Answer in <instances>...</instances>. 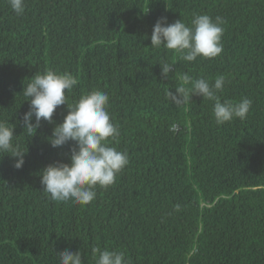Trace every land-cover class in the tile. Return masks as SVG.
Instances as JSON below:
<instances>
[{"label":"trees","instance_id":"1","mask_svg":"<svg viewBox=\"0 0 264 264\" xmlns=\"http://www.w3.org/2000/svg\"><path fill=\"white\" fill-rule=\"evenodd\" d=\"M25 2L17 15L0 0V120L16 125L13 143L28 150L20 169L0 153V264H59L58 252L69 249L95 264L93 247L123 251L130 264H264V0ZM196 14L225 22L217 57L186 62L151 46L160 17L189 24ZM161 60L175 63L168 79ZM47 69L77 78L65 90L69 104L108 93L119 127L108 143L128 156L87 205L53 201L40 182L46 165L70 163L73 142L47 140L67 103L55 123L42 120L32 137L24 131V84ZM183 73L212 82L223 75L221 101L251 99L246 119L218 125L214 102L202 96L177 107L165 90L175 92Z\"/></svg>","mask_w":264,"mask_h":264},{"label":"clouds","instance_id":"2","mask_svg":"<svg viewBox=\"0 0 264 264\" xmlns=\"http://www.w3.org/2000/svg\"><path fill=\"white\" fill-rule=\"evenodd\" d=\"M11 9L21 15L25 12V0H8ZM222 17L208 14H196L189 24L183 19L168 23L166 16L160 17L151 33V46L174 50L179 60L194 62L198 57L212 59L223 51L224 33ZM161 60V77L168 79L173 72V65ZM179 83L175 92L165 90L166 98L177 107L186 106L193 96H202L214 102L213 115L218 125L232 121L234 118L246 119L252 106L251 99L244 97L240 101H221L220 95L225 86V77L219 75L214 82L207 78H193L187 73L179 74ZM78 84L77 78L70 72H57L52 69L42 74L36 73L23 87L25 100L30 101L29 110L23 116L24 131L29 137L36 134L42 120L55 123L54 113L58 106L67 103L68 112L63 121L56 123L47 137L52 147H62L73 142L70 163L55 161L46 165L40 173L43 190L51 200L67 202L69 200L87 205L96 198V187L107 188L116 181L129 163L126 152L110 146L109 138L119 136V127L108 111L109 95L100 90L82 94L78 100L69 104L66 91ZM33 117L35 122H33ZM16 125L0 120V153L14 158V167L20 169L25 163V151L18 143H13ZM180 126L173 123L170 131H179ZM175 211L181 205H174ZM95 264H130L123 251L92 248ZM59 264H84L82 253L71 249L58 252Z\"/></svg>","mask_w":264,"mask_h":264}]
</instances>
